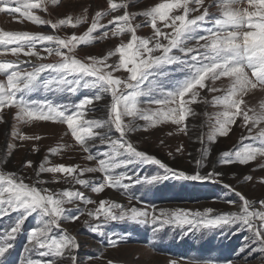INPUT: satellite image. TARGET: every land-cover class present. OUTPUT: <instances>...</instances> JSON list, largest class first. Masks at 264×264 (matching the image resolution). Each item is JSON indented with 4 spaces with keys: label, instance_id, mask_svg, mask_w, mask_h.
<instances>
[{
    "label": "snow or ice",
    "instance_id": "6c2138e0",
    "mask_svg": "<svg viewBox=\"0 0 264 264\" xmlns=\"http://www.w3.org/2000/svg\"><path fill=\"white\" fill-rule=\"evenodd\" d=\"M59 4L60 0H0V13L55 32L88 25L82 34L73 31L66 37L42 32L0 31V76L4 77L0 80V123L5 122L3 111L15 108L17 125L37 121L66 125L75 144L86 154L84 158L95 161V166L53 165L46 156L35 169L34 183L26 182V178L16 172L0 169V218L16 214L9 226L0 229V264H10L8 257L15 248V241L33 216L35 225L28 231L19 264H85L79 256L81 245L77 237L63 227L64 222L78 221L85 215L84 209L90 218L84 224L93 234L106 237L107 247L114 248L121 243L115 233L105 232L108 223L131 221L151 223L154 234L165 226L180 229L183 236L191 233L203 237L219 232L227 237L247 231L249 235L243 237L235 254L242 258L257 252L264 254V198L250 200L225 183L224 172L217 170V166H247L258 158L264 160V100L258 107H250L244 100L250 91L264 89V0H212L207 6L205 0H162L135 13L128 10L127 0L120 3L106 0L105 7L91 17L87 9L80 15L58 19H45L37 14H50V6L55 8ZM193 4L196 7H192ZM212 8L219 12L215 18ZM194 12L199 14L191 15ZM108 16H111L110 29L101 23ZM137 17L144 18L142 23H134ZM208 21L211 27L206 26ZM144 26L150 27V35L137 34ZM201 32L203 34H199ZM110 35L119 43L106 55L84 58L77 55L78 46L109 39ZM7 55L13 59H4ZM176 73L184 74L183 78L173 79ZM221 78L229 81L225 89L216 87ZM81 89L94 90V95L66 104L29 98L40 91L76 95ZM205 89L223 92L211 101L222 111L215 114L208 133L196 138L201 148L194 158L193 172L170 167L133 143L131 137L136 132H146L165 123H171L179 133L188 135L186 121L195 115L190 105L207 103L201 95ZM101 101H104L106 115L96 118L91 114L98 111L96 104ZM238 117L250 133L258 129L255 135L241 137L242 141L250 138L253 143H242L221 152L218 160H211V145L231 133ZM12 136L19 142L41 139L18 128L13 130ZM98 146H104L105 150L93 153L92 149ZM8 147L15 149L17 144ZM61 150L56 147L48 151L59 154ZM32 151L38 148L34 146ZM175 152L183 153L184 146L180 145ZM149 165L161 171L143 176L135 171ZM209 165L210 170L202 171ZM24 167L32 168L33 162L25 160ZM120 169L132 172L118 171ZM258 169L264 170V163H259ZM94 173L101 174L99 182L84 178ZM42 174H51L53 182H61L56 175L60 174L62 182L72 186L60 190L42 187L48 183L40 178ZM243 179L255 182L253 175ZM170 180L217 184L238 197L239 204L226 199L224 202L236 206V210L224 212L213 208L157 210L155 207L148 211L125 207L111 199L97 202L75 187L79 185L94 194L103 193L105 189L123 190L127 194L137 185L152 186ZM258 182L264 185V176ZM132 199L129 196V200ZM89 205L95 207L88 208ZM93 258L86 257L87 260ZM106 264L115 262L107 260ZM170 264L177 262L173 260ZM190 264H236V261L193 259Z\"/></svg>",
    "mask_w": 264,
    "mask_h": 264
},
{
    "label": "rangeland",
    "instance_id": "374dc122",
    "mask_svg": "<svg viewBox=\"0 0 264 264\" xmlns=\"http://www.w3.org/2000/svg\"><path fill=\"white\" fill-rule=\"evenodd\" d=\"M120 3L122 0H115ZM129 2V11L141 12L148 7L162 2V0H127ZM212 0H205V6L210 4ZM106 0H60L59 6L52 8L50 6V14L37 13L43 15L45 19H58L65 15H80L87 9L89 17L94 15L95 11L101 10L105 7ZM192 7H196L195 4ZM202 11V9H200ZM211 13L213 18L219 15L217 8H212ZM122 14V10H121ZM199 12H194L191 15H197ZM111 16L106 17L101 23L111 28L108 25V20ZM143 17H137L134 23H142ZM88 25H83L80 28L73 30L66 28L55 32L46 26H37L18 17H13L5 13H0V31H29L32 33L56 34L61 37L69 36L75 31L77 34H82ZM206 26L211 27V21L206 22ZM99 33H97L98 35ZM138 35L148 36L151 34L150 27L144 26L138 29ZM199 34H203L202 32ZM127 39V37H125ZM119 43L117 38L110 35L109 39L97 40L90 45H81L77 48V55L84 58L89 55L103 56L108 51L114 49ZM4 59H13L10 55ZM182 73H176L173 79L179 80L183 78ZM4 79L0 76V80ZM229 85L227 78H221L216 82V87L225 89ZM222 91L208 92L206 89L202 90L201 95L206 98L207 103L200 102L191 104L190 107L194 110L195 115H192L186 121L188 125V135L179 133L176 126L171 123L160 124L148 131H138L132 135L131 139L140 150H144L149 154H153L167 163L170 167L193 172L195 170L194 158L198 157V149L201 144L197 141V137L201 133L207 134L209 125L214 120L215 114L222 111L220 106L214 105L211 101L214 96L222 95ZM94 95V90L81 89L76 95L68 94H52L44 93L43 91L31 94L30 99H49L56 104L75 103L84 96ZM107 99V98H106ZM246 104L250 107H258L259 103L264 100V89L257 88L250 91L244 96ZM104 101L96 104L98 111L92 113V116L101 118L106 115L104 109ZM243 108L244 105H241ZM15 108L5 109L2 113L5 122L0 123V169L9 172H16L26 178V182L34 183L36 180L35 169L40 162L47 156L50 163L64 164L66 166L80 165L95 166V161L89 162L84 157L85 153L75 144V141L68 133L66 125L56 122L37 121L32 124H20L14 120ZM143 123L142 121L140 122ZM15 128L28 135H39L40 140L19 142L14 139L12 132ZM258 129H253L249 132L248 127L243 126L242 119L237 118L233 130L227 137H220L215 144H212L211 160H218L219 154L223 151L231 150L239 147L242 143L248 144L253 141L248 138L241 140V137H250L255 135ZM171 133V135H169ZM115 135V133H113ZM163 141V144H161ZM9 144H17L15 149L8 147ZM180 145L184 146L183 153H176L175 149ZM38 148V151H32L33 147ZM61 147L59 154L49 153L50 148ZM105 150L104 146L93 148V153ZM12 154L9 156L8 153ZM173 152V156L168 153ZM191 153V155H189ZM31 160L33 162L32 168L24 167V161ZM264 163V160L258 158L257 161L251 162L247 166L231 165L227 167L217 166V170L224 172V182L231 184L238 191L242 192L250 200H259L264 198V185L258 181L260 177L264 176V170L258 169V164ZM208 168L202 171L210 170ZM254 169H256L254 171ZM118 171H129L120 169ZM141 176L152 175L159 170L156 166H142L135 170ZM61 182H53L51 174H42L41 179L48 181L42 185L51 190H60L72 185L62 182L60 174H56ZM246 175H253L255 182H245L243 177ZM85 179H93L99 182L102 179L100 173L86 174ZM77 189L84 191L86 195L91 196L94 200L99 202L101 199H111L119 202L125 207H138L151 211L153 207L157 210L160 208L175 209H192L203 210L206 208H213L219 212L236 210V206L229 205L224 201L226 199L236 200L239 204V198L233 193L228 192L217 184L211 183H193L180 181H166L158 185H137L130 189L129 193L125 194L123 190L105 189L103 193L94 194L89 189H84L79 185L75 186ZM129 196L133 199L130 201ZM69 208H74L75 205H68ZM83 208L84 206L81 205ZM88 208L95 207L89 205ZM82 215L76 222H64L63 227L67 229L72 235L77 237L81 248L79 250L80 259L85 261V264H106L107 260H112L115 264H170V261H176L177 264H190L193 259H212L217 261H224L225 259H233L236 264H264V254L259 252L250 257L242 258L235 254V250L243 242V237L249 235L247 231L241 232L238 235H229L223 237L219 232H210L201 237L199 234L183 236L181 230L171 226H165L161 231L153 233V225L151 223L144 225L131 221L109 222L105 228L108 234L115 233L121 238V243L117 247H107L106 237L93 234L89 228L84 224L85 220H90L86 215ZM16 214L0 218V229L7 227L14 220ZM35 217H30L25 225L23 231L19 234L15 241V248L12 250L8 260L10 264H18V260L23 259V246L25 244L26 236L29 229L34 227ZM158 227V225H157ZM58 234V233H57ZM18 248V251L15 249ZM94 257L87 260L86 257ZM100 256L97 259L95 257Z\"/></svg>",
    "mask_w": 264,
    "mask_h": 264
},
{
    "label": "trees",
    "instance_id": "16d2710c",
    "mask_svg": "<svg viewBox=\"0 0 264 264\" xmlns=\"http://www.w3.org/2000/svg\"><path fill=\"white\" fill-rule=\"evenodd\" d=\"M15 250L18 251V248H16ZM18 264H19V260H18Z\"/></svg>",
    "mask_w": 264,
    "mask_h": 264
}]
</instances>
